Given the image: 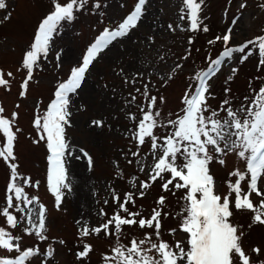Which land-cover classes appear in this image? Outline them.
Listing matches in <instances>:
<instances>
[{"label":"snow or ice","instance_id":"obj_1","mask_svg":"<svg viewBox=\"0 0 264 264\" xmlns=\"http://www.w3.org/2000/svg\"><path fill=\"white\" fill-rule=\"evenodd\" d=\"M148 2L136 0L133 10L120 22L105 24L86 47L80 62L70 68L67 78L58 81L53 98L42 112L40 102H37L32 121L36 138L32 142H43L47 150L46 186L54 197L57 211H61L66 197L74 193L72 164L84 161L88 172L95 168L93 156L83 147L72 144L67 134V129L74 126L73 100L79 97L87 74L95 63L104 59L110 46L116 41L122 42L139 27ZM50 5L49 13L39 22L34 40L24 52L17 69L26 72L19 85L22 98L27 97L30 82L38 83L34 80V72L41 69V59L47 60L53 51L54 40L61 27L76 21L88 10L97 11L101 22L107 16L103 10L107 8V0H50ZM258 6L264 10V3ZM206 7V0H182L178 22L175 26L168 24L167 28L172 32L179 29L208 33L210 29L203 16ZM246 7L244 2L239 4V10ZM7 8V0H0V10ZM227 11L226 8L225 15ZM9 18L10 13L3 17L4 20ZM238 20L239 17L234 18L223 34L207 42L209 45L222 42V50L216 58L206 57L208 67L189 78L178 112L164 113L162 106L167 103V98L159 92L152 95L149 83L142 85V92L139 87L134 88L144 103L136 105L139 118L134 113H125L133 122V127L125 135L131 137L135 151L130 148L129 153L123 155L126 159L129 154L141 156L142 147L147 142L152 163L145 164L143 158L135 161L139 165V173H145L147 168V179L140 180L139 175H133L128 181L132 190L125 192L122 198L116 188L110 186V199L115 207L111 214L104 207L96 211L102 221L99 225L93 226L83 216L75 221L81 248L75 253L78 262L90 264L94 246L88 238L94 236L110 240L109 249L101 253V264H264V259H253V256L259 258L264 255V249L259 246L246 249L244 226L234 220L235 212L248 211L252 216L247 229L250 231L257 225L264 227V81L257 88L250 80L249 94L236 105L229 86L238 74V69L233 67L224 81L223 98L215 106L209 103L216 99L210 91L209 81L226 62L237 60L243 63L254 57V51L258 50L256 70L259 73L264 68V31L240 45H231L233 26ZM193 42L189 37L188 44ZM62 54V49L55 52L57 68L61 67ZM190 55V49L186 50L181 59L187 60ZM182 68L183 64L177 62L172 72ZM118 74L122 75L125 84L133 86L138 77L144 75L137 73L129 78L123 70ZM173 78L171 74L166 79L161 77L163 85ZM14 79L12 71L5 73L0 68V87L10 91ZM129 97L126 105L134 104L137 95L129 93ZM15 107L18 109L20 105ZM85 109L83 103L75 107L77 112ZM18 119L17 111H13L10 117L6 116L5 107L0 104V161L7 169L4 197L0 202V218L4 221L0 225V264H32L33 259L48 264L56 253L54 245H64L66 241L49 238V210L39 196L27 191L28 188L38 190L40 181H33L31 176L19 171L16 148L22 129L18 126ZM105 125L104 118L92 119L88 123L89 128L96 129H103ZM158 130H164L163 134ZM230 156L233 167L222 181L226 191L221 193L217 190L220 182L212 165L227 168ZM127 163L131 165L134 161L127 159ZM113 166L118 170L115 178L124 179L119 161H114ZM157 182L162 194L154 201L155 206L149 215L145 216L143 206L137 208L136 199L144 198L146 190ZM177 192H182L176 201L180 205L179 211H172L168 194L176 196ZM103 204L108 205L109 200L105 199ZM169 217L176 221V226L165 229ZM18 228L19 234L16 233ZM165 235L173 239H165ZM182 235L186 240L177 238ZM24 236L45 242L46 250H42L39 243L25 246Z\"/></svg>","mask_w":264,"mask_h":264},{"label":"rangeland","instance_id":"obj_2","mask_svg":"<svg viewBox=\"0 0 264 264\" xmlns=\"http://www.w3.org/2000/svg\"><path fill=\"white\" fill-rule=\"evenodd\" d=\"M135 2L136 0H107V8L103 9L107 16L103 18V22L97 11L88 10L79 15L76 21L61 27L56 34L53 51L47 60L41 59V69L34 72V80L38 83L30 82L26 98L19 95L21 91L19 85L26 72L17 71V69L24 52L34 40L39 22L51 9L50 0H7L8 8L0 10V68L5 73L12 71L15 77L10 91L0 87V104L5 107L6 116L10 117L13 111L19 113L17 123L22 129L16 148L19 171L31 176L33 181H40L38 190L28 188L27 191L39 196L49 210L47 221L49 238L66 241L64 245H54L56 253L54 259L49 260L48 264H83V262H78L75 256V253L81 250L77 240L78 226L75 221L83 216L84 219L90 220L93 226L99 225L102 221L96 215V211L104 207V210L111 214L115 207L110 199V186L115 187L122 198L125 192L132 190L128 181L133 175H139L140 180L147 179V168L145 173H139V165L135 161L143 158L145 164L152 163L149 154L150 145L146 142L139 157H132L130 154L127 156V159L134 161L131 165L127 163L123 155V153H129L130 148L135 151L131 137L125 135L129 128L133 127V122L126 117L125 113H134L139 118L140 113L136 105L144 103L142 97L135 93L134 88L139 87L142 92V85L149 83L152 95H157L159 92L167 98V103L162 106L164 113L178 112L182 107L181 97L190 83L189 78L194 73L208 67L206 57L210 55L216 58L222 50V42L209 45L207 43L209 40L218 34H223L233 19L237 17L239 20L233 26L235 30L231 45H240L264 31V10L258 6L264 3V0H231L230 3L229 0H206L207 7L203 16L206 17L204 23L210 29L206 34L202 31L192 33L179 29L172 32L167 28L168 24L175 26L178 22L182 0H149L146 5V14L139 27L122 42L116 41L110 46L104 59L95 63L90 73L87 74L79 97L73 100L75 107L83 103L86 109L77 112L75 107L73 108L74 126L67 129V134L72 144L83 147L93 156L95 168L94 171L88 172L84 161H76L72 164L74 193L66 197L61 211H57L54 207V197L47 191L46 186L47 150L43 142L40 144L32 142L36 138V130L32 126V121L37 102H40L39 107L42 112L53 98L58 81L67 78L70 68L80 62L86 47L94 41L105 24L120 22L133 10ZM241 2L247 4L243 10H239ZM121 4L124 7H121ZM226 8L228 9L227 15H225ZM8 13H10V18L4 20L3 17ZM149 37L153 39L149 40ZM189 37H192L194 41L191 45L188 44ZM61 49L63 50L60 60L61 67L57 68L55 52ZM189 49L190 57L187 60L181 59ZM257 58L258 50H255L254 57L243 63L237 60L226 62L221 71L209 81L210 91L216 97L209 103L215 106L223 98L224 81L231 74L233 67L238 69V74L229 85L232 89L230 95L234 98V104L238 105L243 97L249 94L250 80L253 87L258 88L264 81V68L259 73L257 72ZM177 62L183 64V68L173 73L172 69ZM121 70L129 78L137 73L144 75L138 77L137 83L133 86L124 83L122 75L118 74ZM169 74L174 78L167 85H163L161 77L166 79ZM129 93L137 95V100L134 104L126 105L125 101L130 99ZM17 104L20 105L18 109L15 107ZM96 118L106 120L103 129L88 127L89 121ZM158 131L162 134L164 132V130ZM114 161H119L120 168L124 170V179L115 178L118 170L113 166ZM227 164V168H221L217 164L212 165L214 175L220 182L217 184V190L221 193L226 191L222 181L233 167L231 156L228 157ZM6 172L7 169L0 161V202L4 197ZM136 191L138 192L139 189L137 188ZM146 191L147 195L144 198L136 199L137 208L143 206L145 216L149 215L152 207L155 206L154 201L162 194L160 183L157 182ZM181 196L182 192H177L176 196L168 194V203L172 211H179L180 205L176 201ZM105 199L109 200L106 206L103 204ZM251 216L252 213L248 211L235 212L234 215V220L244 226V246L249 250L254 246L264 249V227L257 225L250 231L247 229ZM3 223V219L0 218V225ZM174 226H176V221L169 217L165 229ZM16 233H20V228L16 229ZM164 238L173 239L167 235ZM177 238L186 240L183 235ZM88 242L94 246V252L90 255V264H101V253L109 249L110 240L93 236L88 238ZM36 243L40 244L42 250H46L45 242L24 236L25 246ZM253 259H264V255L259 258L253 256ZM32 264H41V262L39 259H33Z\"/></svg>","mask_w":264,"mask_h":264}]
</instances>
